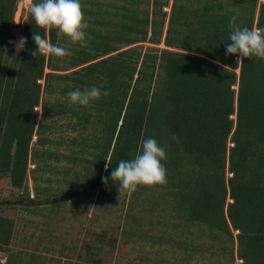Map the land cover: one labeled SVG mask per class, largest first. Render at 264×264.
Masks as SVG:
<instances>
[{"label": "trees", "instance_id": "trees-1", "mask_svg": "<svg viewBox=\"0 0 264 264\" xmlns=\"http://www.w3.org/2000/svg\"><path fill=\"white\" fill-rule=\"evenodd\" d=\"M258 1L207 0L199 9L189 0H173L167 14L163 9L170 0H153L151 31L146 12L135 27L130 26V31L137 33L125 43L158 45L165 34L163 42L168 49L135 55L134 48L118 52L111 45H102L111 40L104 36L98 47L78 54L77 61L71 63L76 70L60 74L68 69L57 65L55 57L31 54L36 48L33 33L45 35L31 14L23 35L25 48L13 55L15 38L10 32L17 0H0V177L9 178L13 188L29 194V161L40 162L30 148L32 138L36 134V144L44 145L48 142L44 134L53 130L45 115L79 114L74 113L78 105L72 108L65 99L64 104L40 101L42 93H56L52 80L71 81L62 88L65 97L77 88L107 90L109 95L83 106L86 126L97 114L94 129L98 133L92 135L90 145L98 151L91 153L93 168H85L83 177L75 174L58 200L116 188L117 182L110 176L113 168L122 159L134 158L142 141L153 137L166 151L167 182L139 188H166V205L174 217L226 237L232 256L236 242L242 264H264V60L253 57L238 65L236 57L225 52L231 17H236L240 27L264 28V3L255 18ZM35 2L38 0L32 4ZM48 38L58 45L54 30ZM114 52L118 53L111 55ZM42 79L43 86L39 83ZM39 106L42 115L35 110ZM230 142L232 148L227 146ZM65 159L76 161L72 156ZM227 173L232 177L227 178ZM35 191L38 199L32 203H52L50 198L40 199L39 190ZM13 226L12 219L0 216V249L9 245ZM233 231L238 234L234 236ZM106 235L102 232L96 237ZM95 245L88 250L90 254L93 250L91 255L98 264L101 249Z\"/></svg>", "mask_w": 264, "mask_h": 264}, {"label": "rangeland", "instance_id": "rangeland-1", "mask_svg": "<svg viewBox=\"0 0 264 264\" xmlns=\"http://www.w3.org/2000/svg\"><path fill=\"white\" fill-rule=\"evenodd\" d=\"M32 1L27 4L26 0H17L14 26L10 32L15 38L11 49L14 56L21 53L16 51V43L23 37L29 23ZM189 1L193 2L190 5L194 4L199 9L207 4V0ZM80 3L88 24L85 30L87 44L80 47L79 44L72 45L66 39H59L58 46L67 48L71 55L55 57L57 65L68 69L58 73L76 70L72 69L71 63L77 61L78 54L98 47L104 41V36L111 40L102 45H111L119 49L118 52L134 48L135 55L145 54L150 49L154 52L158 50V53L168 49L163 42L165 34L158 45L144 42L127 46L125 43L126 39L135 37L137 33L131 32L130 26L135 27L138 24L135 22L146 12H149L151 31L152 0H80ZM171 3L173 0L163 9L167 14L171 12ZM184 3L189 4L186 1ZM260 3H264V0L258 1L255 18L259 13ZM168 18L165 20V30ZM45 73H49V70L46 69ZM236 73L239 75L240 68ZM51 82L56 87V93H42L40 101L61 104L67 101L73 108L75 105L70 104L61 93L62 88L71 81ZM39 83L43 86L44 80ZM235 90H238V86ZM61 104L58 105L60 108L63 107ZM35 110L42 115L41 106ZM74 111L79 114L69 111L63 115L53 112L45 115V121L53 130L44 134L48 141L44 145L36 144L37 135L34 134L30 148L37 152L40 162L29 161V194L13 188L9 178L0 177V216L14 222L13 237L9 245L0 249L3 261L10 259L12 264H97L91 255L93 250L91 254L88 250L96 244L101 249L96 257L101 261L98 264H242V260L237 257L236 242L232 256L229 251L231 244L226 237L219 238L218 234L211 232L206 226L189 225L182 218L174 217L171 207L166 205L169 200L164 187L152 190L138 188L130 196L119 195L116 187L94 196L74 194L68 201H59V197L64 196V191L67 192L70 188L68 181H73L75 174H82L83 177L85 168H93L91 164L94 157L91 153L98 152L90 146L92 135L98 133L94 129L97 114L93 112L96 116L93 114L86 126L82 118L83 106H77ZM233 118L235 119V115ZM102 139L106 143V138ZM227 146L232 148L234 145L232 143ZM65 156H72L76 161L68 162ZM77 159L82 162L78 163ZM65 172L69 174L64 176ZM226 176L231 178L232 174L227 173ZM35 188L39 190L40 199L50 198L52 203H32L31 201L38 199ZM231 202L228 199V203ZM102 232L107 235L105 238L100 236L101 242H98L96 235L99 236ZM237 234L238 231H233L234 236Z\"/></svg>", "mask_w": 264, "mask_h": 264}, {"label": "clouds", "instance_id": "clouds-1", "mask_svg": "<svg viewBox=\"0 0 264 264\" xmlns=\"http://www.w3.org/2000/svg\"><path fill=\"white\" fill-rule=\"evenodd\" d=\"M30 14L35 24L45 32L44 36L39 32L33 33L32 39L36 48L32 51V55L56 58L71 55L67 48L50 42L48 33L53 30L58 39H66L72 45L86 46L85 30L88 24L84 18L80 0H38L31 5ZM229 28V42L225 43L226 55L236 57L238 65H242L244 59L253 57L264 60V28L240 27L236 24L235 16L230 18ZM26 43V39L21 37L16 43V51H23ZM101 95L107 96L109 92L104 90L102 93L97 87L84 90L77 88L67 93V99L72 105L88 106L90 102L98 100ZM230 144L232 143L228 145ZM166 159L165 148L155 138H145L140 151L134 158L120 160L111 171V180L117 182L119 195L130 196L141 186L154 187L165 184L167 179L163 161Z\"/></svg>", "mask_w": 264, "mask_h": 264}, {"label": "bare ground", "instance_id": "bare-ground-1", "mask_svg": "<svg viewBox=\"0 0 264 264\" xmlns=\"http://www.w3.org/2000/svg\"><path fill=\"white\" fill-rule=\"evenodd\" d=\"M32 0H26L27 4H31Z\"/></svg>", "mask_w": 264, "mask_h": 264}, {"label": "built area", "instance_id": "built-area-1", "mask_svg": "<svg viewBox=\"0 0 264 264\" xmlns=\"http://www.w3.org/2000/svg\"><path fill=\"white\" fill-rule=\"evenodd\" d=\"M0 255H1V254H0ZM0 261H1V262H4L1 258H0Z\"/></svg>", "mask_w": 264, "mask_h": 264}, {"label": "crops", "instance_id": "crops-1", "mask_svg": "<svg viewBox=\"0 0 264 264\" xmlns=\"http://www.w3.org/2000/svg\"><path fill=\"white\" fill-rule=\"evenodd\" d=\"M152 2H153V0H152ZM153 7V6H152ZM4 264H6V263H4Z\"/></svg>", "mask_w": 264, "mask_h": 264}]
</instances>
